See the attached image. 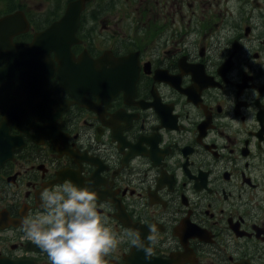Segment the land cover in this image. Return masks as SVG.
Listing matches in <instances>:
<instances>
[{"label": "flooded vegetation", "instance_id": "flooded-vegetation-1", "mask_svg": "<svg viewBox=\"0 0 264 264\" xmlns=\"http://www.w3.org/2000/svg\"><path fill=\"white\" fill-rule=\"evenodd\" d=\"M81 18L74 52L107 58L73 94L50 81L63 134L0 90V261L50 264L21 221L71 181L117 238L105 264H264V0H86Z\"/></svg>", "mask_w": 264, "mask_h": 264}, {"label": "clouds", "instance_id": "clouds-1", "mask_svg": "<svg viewBox=\"0 0 264 264\" xmlns=\"http://www.w3.org/2000/svg\"><path fill=\"white\" fill-rule=\"evenodd\" d=\"M96 193L65 181L56 189H44L40 194L41 213L31 214L21 221L24 238L31 240L46 253L50 264H105L104 257L117 247V238L106 226L97 211ZM150 234L158 231L155 224L148 226ZM137 251L150 259L152 248L141 237L139 230L129 229ZM153 244L155 237L148 238Z\"/></svg>", "mask_w": 264, "mask_h": 264}, {"label": "rangeland", "instance_id": "rangeland-1", "mask_svg": "<svg viewBox=\"0 0 264 264\" xmlns=\"http://www.w3.org/2000/svg\"><path fill=\"white\" fill-rule=\"evenodd\" d=\"M48 1L49 0H19V3L21 5V7L23 8V12L30 13L34 9L38 10V11H42ZM53 1H55V3H56L57 12H55V15H53L52 18H55V17L58 18L59 14H60V3L66 2L67 0H53ZM6 2H7V0H5V1L0 0V14H6L9 12V10H7L5 8V5H4V3H6ZM131 8H132V10H135V5L132 6ZM10 9H12V8L10 7ZM117 12L120 14L121 18L124 17L123 13L121 12V7H118ZM96 27L99 28L97 25H96ZM100 30H101V26H100ZM110 31H112V30L109 29V32ZM102 33H103V31H102ZM106 37L111 39V40H115L112 37H109V36H106ZM92 39H96L95 34L92 36Z\"/></svg>", "mask_w": 264, "mask_h": 264}, {"label": "water", "instance_id": "water-1", "mask_svg": "<svg viewBox=\"0 0 264 264\" xmlns=\"http://www.w3.org/2000/svg\"><path fill=\"white\" fill-rule=\"evenodd\" d=\"M79 16V15H78ZM60 30V23H56L53 27H52V29H51V32H58ZM58 36H60V34H58ZM60 38V37H59ZM66 41L67 40H64V39H62V40H60L59 39V41L57 42V43H59L60 45H62V46H66ZM69 41V40H68ZM73 42H71L70 43V45H68V47L70 48V46H71V44H72Z\"/></svg>", "mask_w": 264, "mask_h": 264}]
</instances>
